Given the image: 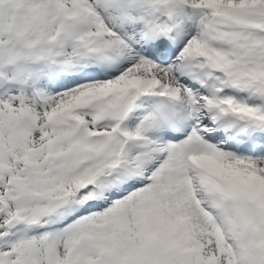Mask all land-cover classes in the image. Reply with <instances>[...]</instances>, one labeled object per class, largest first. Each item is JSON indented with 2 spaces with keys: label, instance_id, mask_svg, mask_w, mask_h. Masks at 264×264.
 <instances>
[{
  "label": "snow or ice",
  "instance_id": "6c2138e0",
  "mask_svg": "<svg viewBox=\"0 0 264 264\" xmlns=\"http://www.w3.org/2000/svg\"><path fill=\"white\" fill-rule=\"evenodd\" d=\"M0 264H264V0H0Z\"/></svg>",
  "mask_w": 264,
  "mask_h": 264
}]
</instances>
